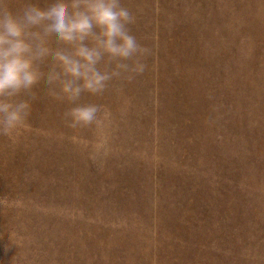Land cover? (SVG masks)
Segmentation results:
<instances>
[{
	"label": "rangeland",
	"instance_id": "rangeland-1",
	"mask_svg": "<svg viewBox=\"0 0 264 264\" xmlns=\"http://www.w3.org/2000/svg\"><path fill=\"white\" fill-rule=\"evenodd\" d=\"M122 4L143 70L83 98L102 132L39 83L0 126V264H264V0Z\"/></svg>",
	"mask_w": 264,
	"mask_h": 264
},
{
	"label": "clouds",
	"instance_id": "clouds-1",
	"mask_svg": "<svg viewBox=\"0 0 264 264\" xmlns=\"http://www.w3.org/2000/svg\"><path fill=\"white\" fill-rule=\"evenodd\" d=\"M133 22L122 0H24L20 7L0 0V126H21L39 83L67 105L68 128L101 133L111 113L83 98L143 70Z\"/></svg>",
	"mask_w": 264,
	"mask_h": 264
}]
</instances>
